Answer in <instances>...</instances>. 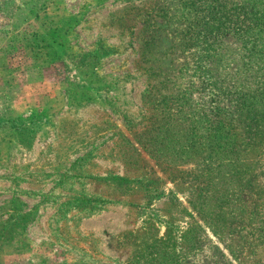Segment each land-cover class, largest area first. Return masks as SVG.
Returning a JSON list of instances; mask_svg holds the SVG:
<instances>
[{
	"label": "rangeland",
	"instance_id": "obj_1",
	"mask_svg": "<svg viewBox=\"0 0 264 264\" xmlns=\"http://www.w3.org/2000/svg\"><path fill=\"white\" fill-rule=\"evenodd\" d=\"M238 2L214 52L209 0H0V216L33 218L0 264H264V22L240 54Z\"/></svg>",
	"mask_w": 264,
	"mask_h": 264
},
{
	"label": "trees",
	"instance_id": "obj_2",
	"mask_svg": "<svg viewBox=\"0 0 264 264\" xmlns=\"http://www.w3.org/2000/svg\"><path fill=\"white\" fill-rule=\"evenodd\" d=\"M204 6L206 0H200ZM217 1V2H214ZM252 1V4L250 2ZM211 7L213 10L208 9L206 13L199 14L198 19L192 20L191 28H190V38L193 40L192 44L198 41V38H203L198 43H201L205 38H211L212 41V49L214 52L220 51L221 45L219 46L217 43L223 44L222 32L224 30L230 29V26H227L229 20H222V16H220L217 12L219 10V6L222 2V7L226 0H209ZM264 0H239L237 3V15H234V21L236 20H251L253 22L252 27H238L234 30V34L238 36L237 38L243 44L239 45L240 54L247 55L251 50V46H247L252 39V35L256 32L261 34V31H258L257 28L264 22ZM251 8L250 11L244 12L245 9ZM223 15V14H222ZM251 15V16H250ZM250 16V17H249ZM257 27V28H253ZM222 35V37H221ZM221 37V38H220ZM31 212L20 214L11 212L8 215V218L2 220L0 216V247L8 248L11 245L10 241L14 238H17L21 235V231L23 227L26 225L29 220L31 221Z\"/></svg>",
	"mask_w": 264,
	"mask_h": 264
}]
</instances>
